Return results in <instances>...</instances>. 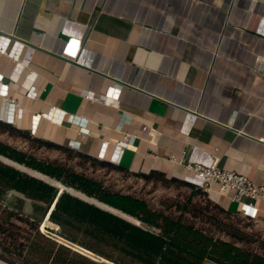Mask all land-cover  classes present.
Listing matches in <instances>:
<instances>
[{
	"label": "crops",
	"instance_id": "crops-1",
	"mask_svg": "<svg viewBox=\"0 0 264 264\" xmlns=\"http://www.w3.org/2000/svg\"><path fill=\"white\" fill-rule=\"evenodd\" d=\"M3 85L0 120L34 137L133 173L194 183L188 164L217 163L264 185V0H0Z\"/></svg>",
	"mask_w": 264,
	"mask_h": 264
},
{
	"label": "trees",
	"instance_id": "trees-1",
	"mask_svg": "<svg viewBox=\"0 0 264 264\" xmlns=\"http://www.w3.org/2000/svg\"><path fill=\"white\" fill-rule=\"evenodd\" d=\"M0 132L21 137L39 148L67 152L100 168L140 177L146 183L189 187L194 195L206 201V207H197L190 198L187 204L175 206L180 213H166L151 207L146 199L112 190L103 181L67 164L40 159L0 140L1 156L140 222L137 225L68 192L59 194L58 188L0 161V247L3 254L16 256L27 264H264V254L258 251L264 250V241L234 220L244 217L213 202L197 185L167 178L158 171L133 173L80 149L34 137L30 131L1 120ZM10 191L32 200L36 216H24L23 211L5 205L4 197ZM49 212V220L59 227L56 231L48 228L50 232L104 261L92 259L43 233L40 227ZM0 259L14 264L2 255Z\"/></svg>",
	"mask_w": 264,
	"mask_h": 264
},
{
	"label": "rangeland",
	"instance_id": "rangeland-1",
	"mask_svg": "<svg viewBox=\"0 0 264 264\" xmlns=\"http://www.w3.org/2000/svg\"><path fill=\"white\" fill-rule=\"evenodd\" d=\"M4 91V90H3ZM9 93V92H8ZM2 95L3 94L2 92ZM19 109L23 113V109L18 107L16 111V119L22 120V115L19 116ZM8 111L3 109V115H5ZM10 114V113H9ZM11 116V114H10ZM4 122H7L6 120L10 121V123H13L14 121L11 118L4 117L2 118ZM22 130H25L23 128ZM31 133V129L29 130ZM32 134V133H31ZM33 135V134H32ZM34 136V135H33ZM0 140L10 144L13 147H16L20 150H24L26 152L32 153L36 157L48 161H57L59 163L67 164L68 166L74 168L78 172L85 173L93 178H96L98 180H101L105 183V185L112 190L115 191H121L124 193L132 194L137 197L146 199L151 207H153L156 210L165 211L166 213H180L176 209V205H185L188 203L190 198H193L192 205H195L197 207H206V201L203 197L194 195L193 189L185 186H179L178 184H170L166 185L162 182H153V183H146L143 179L140 177H136L134 175H129L127 173L119 172L116 170H110L108 168H100L96 165H94L91 162L84 161L80 157L74 156L72 154H69L67 152L55 150V149H47V148H39L36 144L25 140L21 137H17L14 135H10L8 133H1L0 132ZM68 146V145H67ZM101 157V155H100ZM105 159V158H100ZM2 162V161H1ZM4 163V162H3ZM6 164V163H5ZM9 165V164H7ZM11 166V165H10ZM21 166V165H20ZM14 167V166H13ZM20 169L27 170L28 172L32 169H29L25 166L19 167ZM18 169V168H16ZM18 169V170H20ZM22 171V170H20ZM24 172V171H22ZM28 172H24L29 174ZM35 176L40 177L39 172L36 171H30ZM30 175V174H29ZM43 175V174H42ZM55 180V179H54ZM3 203L5 205H8L10 208L15 210H21L23 213H21L24 216H32L35 217V213L33 211V205L34 202L30 199H27L23 195L11 192L10 194H7L4 197ZM223 219H225V215L221 216ZM235 222L239 223V225L245 229L248 233L255 234L256 238L264 241V225L257 223L253 220H248L245 218H236L234 219ZM45 220L42 222L40 230L45 233L46 235L51 236L52 238L58 240L61 243H64L70 247H72L74 250L87 255L88 257L95 259L97 261H104L100 260L95 255L84 251L83 249L69 244L67 241L60 238L58 235L50 232L48 228L57 230L59 227L55 228L51 224H47L45 226L46 229L43 228ZM223 238V237H222ZM259 252L264 254V250L258 249ZM0 255L4 256L14 264H27L22 259H19L16 256H10L3 254V251L0 247ZM11 264L8 262H4L0 259V264Z\"/></svg>",
	"mask_w": 264,
	"mask_h": 264
},
{
	"label": "built area",
	"instance_id": "built-area-1",
	"mask_svg": "<svg viewBox=\"0 0 264 264\" xmlns=\"http://www.w3.org/2000/svg\"><path fill=\"white\" fill-rule=\"evenodd\" d=\"M80 46V43L69 42L66 49L64 50V54L75 56L77 55ZM2 88H6L7 90H1L0 92H3V94L7 96L9 92V86L3 85ZM108 95L114 98L119 97V93L115 89H110ZM19 114L20 116L23 114L20 109ZM39 117V115L33 116L34 121H39ZM6 121L10 123V121ZM144 130H147V128H144ZM31 133L35 135L34 129L31 130ZM119 144L121 145L122 142ZM109 145V142L104 143V146L107 148ZM68 146L73 149H79L81 144L78 143L74 145V143L70 142ZM112 160L114 162H119L117 158ZM187 168L197 178L196 182L191 183L197 185L207 193L211 191L212 185L216 184L218 186L219 192L224 194L230 193L231 200L239 204V209L237 211L238 214L248 220L255 221L258 219L259 208L256 205L258 203L264 204V185H258L250 180L247 176L236 171L222 169L217 163L211 166H204L199 163L188 164Z\"/></svg>",
	"mask_w": 264,
	"mask_h": 264
},
{
	"label": "water",
	"instance_id": "water-1",
	"mask_svg": "<svg viewBox=\"0 0 264 264\" xmlns=\"http://www.w3.org/2000/svg\"><path fill=\"white\" fill-rule=\"evenodd\" d=\"M1 121H3V120H1ZM3 122H4V121H3ZM5 123L10 124V125H12L13 127H16V128H18V129H21V128L17 127L16 125L12 124V123H9V122H5ZM97 158H99V157H97ZM4 159H6V160H4ZM99 159H100V158H99ZM104 160L119 165V162H114L112 159H104ZM0 161L4 162V163H6V164H9V165H11V166H14L15 168L20 169V168L17 166V165H20V164H17V163H15V162H13V161H11V160H9V159H7V158L1 156V155H0ZM16 164H17V165H16ZM26 169H27V168H26ZM20 170H22V171H24V172H28L27 170H23V169H20ZM30 171H33V170H30ZM30 171H29L28 173H29L31 176L36 177V178H38V179H40V180L45 181L43 178H40V177L35 176V175H34L32 172H30ZM45 182L48 183V184H50V185H52V186H54V187H56V188H58V190H59V194H61L62 192H68V193H70V194L73 195V196H76V197H78V198H80V199H82V200H84V201H86V202H89V203H91V204H94V205H96V206H98V207H100V208H102V209H104V210H106V211H109V212H111V213H113V214H116V215H118V216H120V217H122V218H124V219H126V220H128V221H130V222H133V223H135V224H137V225L140 224L139 221L133 219V218L130 217V216H127V215L124 214L123 212L118 211V210H116V209H114V208H112V207H110V206H108V205H106V204H103V203H101V202H99V201H97V200H95V199L89 198V197H87L86 195L82 194L81 192H80L81 195H78V194H76V193H73L72 191H70V189L73 190L72 188H68V187H66L65 185H63L62 183H61L60 185L56 186V185H53V184L49 183L48 181H45ZM11 192H15V191H10V192H8V194H10ZM16 193H18V192H16ZM19 194H20V193H19ZM21 195H22V194H21ZM23 196H24V195H23ZM24 197H25V196H24ZM52 209H53V207L51 208V211H52ZM51 211H50V212H51ZM50 212H49V214L47 215V217L50 215ZM47 217H46V218H47ZM107 263H109V262H107Z\"/></svg>",
	"mask_w": 264,
	"mask_h": 264
},
{
	"label": "bare ground",
	"instance_id": "bare-ground-1",
	"mask_svg": "<svg viewBox=\"0 0 264 264\" xmlns=\"http://www.w3.org/2000/svg\"><path fill=\"white\" fill-rule=\"evenodd\" d=\"M19 116H20V114H19ZM56 117H58V114L56 115ZM34 124H36V123H34ZM74 145H75V143H74ZM117 156H118V155L113 154V155H111V159H116ZM105 157H106V155L103 154V153H101V157H100V158H105ZM105 159H106V158H105ZM4 160H6V159H4ZM103 160H104V159H103ZM16 165H17V164H16ZM17 166H18V167H21L20 165H17ZM39 175H40L41 178H43L45 181H48L49 183H51V184H53V185L58 186V185L61 184L60 182H58V181H56V180H54V179H52V178H50V177H48V176H45V175H42V174H39ZM70 191H72L73 193H76V194H78V195H81L80 192H77V191H75L74 189H73V190L70 189ZM47 224H51V225H53L55 228H57V225L53 224V223L49 220V216L45 219V222H44V224L42 225L44 229H46L45 226H46ZM1 264H2V263H1Z\"/></svg>",
	"mask_w": 264,
	"mask_h": 264
}]
</instances>
